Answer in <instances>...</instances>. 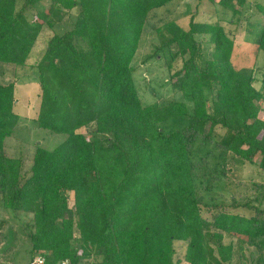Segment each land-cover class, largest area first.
<instances>
[{
  "label": "trees",
  "instance_id": "1",
  "mask_svg": "<svg viewBox=\"0 0 264 264\" xmlns=\"http://www.w3.org/2000/svg\"><path fill=\"white\" fill-rule=\"evenodd\" d=\"M174 1L0 0V204L30 220L29 264H176L175 243L186 264H249L246 248L264 264V67L255 76L264 24L238 46L250 0H208L231 13L234 31L196 21L197 10L187 27H158L154 56L168 53L171 69L181 61L171 85L182 99L144 105L139 44L151 14ZM47 30L33 122L67 138L37 145L26 169L9 151L23 117L6 70L24 68ZM91 125L95 138L84 133ZM246 167L259 180H248L249 196L239 194ZM223 182L234 188L229 203L216 200Z\"/></svg>",
  "mask_w": 264,
  "mask_h": 264
},
{
  "label": "rangeland",
  "instance_id": "2",
  "mask_svg": "<svg viewBox=\"0 0 264 264\" xmlns=\"http://www.w3.org/2000/svg\"><path fill=\"white\" fill-rule=\"evenodd\" d=\"M258 5H264V0H250L249 9L243 15V28L238 32L236 37V44L242 45L246 42L253 41L256 35L254 33L259 32L261 26L264 24V14L257 8ZM47 6V5H45ZM198 11L196 21H221L228 31H234L236 29L235 24H230L232 15L229 12H224L221 7L209 2L208 0H175L170 5L153 12L148 20V23L143 32L137 56L136 62H134V79L144 105H148L154 102H162L163 104L169 103L174 99H182V95L177 93L171 85V75L174 71L181 67V61H176L172 65V69L167 67V61L170 59L168 53H162L161 55L154 56L155 47L159 44L156 36V29L163 24L170 21H178L184 27L188 26L190 15ZM76 14L74 11L73 15ZM29 17L32 19L34 13L30 12ZM245 27L247 30H245ZM64 28V27H63ZM62 28V29H63ZM59 29L58 32L63 30ZM253 30V34L249 32ZM246 31V32H245ZM55 34L52 30L44 31L30 55L26 66L21 69L8 68L6 70V81H10L12 77L16 80L17 90V105L16 113L23 117L19 123L14 138L9 142V151L14 157H22L25 163V168L28 169L34 154V150L37 145H41L42 148L47 150H53L64 142L67 138L66 135H56L49 131L36 129L34 125V118L37 115L39 101H40V88L37 78V71L34 70L35 65L41 60L48 40ZM258 70L255 71V76L261 79V70L264 67V56L260 53L257 62ZM256 88H260L259 84L255 85ZM212 98V97H211ZM211 104H209V107ZM261 114L260 118L264 120V103H260ZM163 130H167L168 126H160ZM95 126L91 125L88 129L84 130V133L89 138L96 137ZM251 167H246L238 175L245 184L241 190L243 195L249 196L251 191L246 189L248 186V180L251 176L258 180L256 173L251 172ZM221 172V169L218 170ZM252 173V174H251ZM216 187L218 192L216 200L219 203H229L234 194V188H227L226 182H223ZM227 188V189H226ZM238 196H242L239 195ZM264 210V203L260 206ZM18 219L8 213L0 204V264H29L31 260L30 247L27 243V233L24 229V223L30 221L29 218ZM25 221L22 223V221ZM1 223H5L1 225ZM10 233H15V244L12 249L8 247L11 242L9 241ZM13 246V245H12ZM175 263L186 264L184 261V255L186 251V245L181 243H175ZM253 248H246V256L249 264H254L255 254ZM179 261V262H178Z\"/></svg>",
  "mask_w": 264,
  "mask_h": 264
},
{
  "label": "built area",
  "instance_id": "3",
  "mask_svg": "<svg viewBox=\"0 0 264 264\" xmlns=\"http://www.w3.org/2000/svg\"><path fill=\"white\" fill-rule=\"evenodd\" d=\"M46 260L42 256H37L31 264H45ZM61 264H70L68 261H63Z\"/></svg>",
  "mask_w": 264,
  "mask_h": 264
}]
</instances>
